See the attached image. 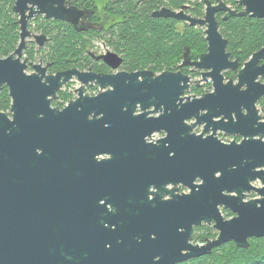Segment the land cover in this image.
<instances>
[{"label": "water", "instance_id": "1", "mask_svg": "<svg viewBox=\"0 0 264 264\" xmlns=\"http://www.w3.org/2000/svg\"><path fill=\"white\" fill-rule=\"evenodd\" d=\"M72 1L14 0L21 41L10 56L0 57V93L7 87L11 99L9 112L0 111V185L58 180L60 156L64 180L102 181L113 196L115 228H108V234L64 235L62 246L53 236L42 250L47 264H182L231 242L247 249L252 239H263L264 122L257 104L264 97V47L240 68L227 51L218 15L224 22L246 16L264 21V0H240V11L209 1L202 18L189 14L188 5L187 13L154 11L153 18L204 29L207 51L193 60L186 49L178 71L95 75L68 69L47 74L50 64H29L25 56L30 42L41 49L49 41L33 33L29 22L44 16L87 30L81 22L88 12ZM96 60L113 70L124 61L111 51ZM188 67L202 71L196 85L210 82L213 92L187 95L194 84L182 72ZM228 71L237 72V81L225 77ZM73 79L80 83L77 98L62 109L53 107ZM90 84L100 87L98 95L84 93ZM138 108L142 113L136 115ZM199 126L201 134L195 132ZM218 131L243 140L222 142ZM159 132L168 136L150 142ZM58 147L63 154H57ZM101 155L111 158L100 160ZM169 185L174 188L168 190ZM179 185L187 193H179ZM252 193L257 197L250 199ZM223 210L234 216L226 219ZM204 225L218 236L194 243L195 229Z\"/></svg>", "mask_w": 264, "mask_h": 264}, {"label": "trees", "instance_id": "2", "mask_svg": "<svg viewBox=\"0 0 264 264\" xmlns=\"http://www.w3.org/2000/svg\"><path fill=\"white\" fill-rule=\"evenodd\" d=\"M189 1L187 0V3ZM202 1L204 3L194 0L190 6L187 4L188 11L196 15L194 17L201 18L204 5L207 6L209 1L213 4L216 1H223L227 5L232 4L239 11L242 10L238 5L240 0ZM123 3V5L119 3L117 8L111 10V46L116 52L124 55L125 71L148 70L155 74L178 71L186 49L191 50L193 60H198L200 55L207 51L204 31L200 28L190 27L188 24L179 28L178 21L152 17L154 10L160 6L172 5L178 9L184 0H124ZM13 7L14 0H0L1 58L10 56L21 41L19 18L14 13ZM222 16L223 14L218 15V19L221 34L228 41L227 51L232 55L233 60H239L243 66L255 52L264 47V21L246 16L224 22ZM38 28L44 31L43 34L50 35V37L47 35L50 48L46 63L50 64V73L55 74L89 65L91 62L89 44L91 39H96L90 31L77 32L68 23L46 19L45 24H40ZM108 35L110 34L106 36ZM182 72L187 74L185 68ZM194 92L199 96L203 93V89H196ZM64 99H69V95L65 94ZM10 103L8 88L3 87L0 93V111L8 112ZM224 212L229 217L233 216L227 210ZM205 228L210 229L199 227L196 231ZM208 235L209 233H204L195 238L205 243V236ZM182 264H264V238L252 239L247 249L239 248L231 242L214 250L211 255Z\"/></svg>", "mask_w": 264, "mask_h": 264}, {"label": "flooded vegetation", "instance_id": "3", "mask_svg": "<svg viewBox=\"0 0 264 264\" xmlns=\"http://www.w3.org/2000/svg\"><path fill=\"white\" fill-rule=\"evenodd\" d=\"M123 1H72V5L88 12V17L81 22V26L88 27V29L76 31H90L92 35L96 36V39L103 36V45L107 47L103 53H98L95 50L90 51L91 62L88 66L72 69L95 75H112L125 71L121 67L113 70L102 60H96L97 56L109 52L111 48L115 49L111 46V10L117 8L119 3L123 5ZM161 8H169L175 11L185 9V13H187V0H184V3L178 9H175L172 5H162L154 11ZM172 20L177 21L175 19ZM178 22L179 24L181 23L180 21ZM74 29L76 28L74 27ZM107 34L110 35L107 37ZM114 52L119 54L124 60L123 54ZM241 67L242 65L240 64ZM185 70H187V75L192 77V82L194 83L190 88V93L196 89H201L200 86L202 84L197 86L195 82L198 80L194 79L198 77L197 75H202V71H193L191 67L185 68ZM230 72L237 77V72ZM47 74L52 73L48 70ZM236 77L230 78L228 76L226 78L237 81ZM260 81L264 82V79ZM74 84H77L79 88L80 83L76 79L71 80L58 93V99L53 102V107L60 109L65 107L60 106L58 101L62 99L63 92L68 93L66 88L74 86ZM77 89L68 93V103L77 98ZM100 91V87L96 84L85 86L84 89V93L89 96H96ZM211 92H213L212 86L204 89L203 93L199 96L195 92L192 95L193 97H200ZM257 109L261 116L260 121L264 122V97L258 102ZM243 112L246 111L244 110ZM141 113V109L138 108L135 114ZM161 114V112H158L151 116L158 117ZM202 131L203 126H199L195 130L197 134H201ZM210 134L211 132H208L205 136ZM167 136L165 132L155 133L149 141H157ZM218 138L225 143L230 142V139L236 141L243 140L241 136L227 137L222 131H218ZM37 152L42 154L44 151L39 148ZM63 152L64 149L62 147L57 148L58 155L63 154ZM110 158V155L98 156L100 160ZM77 168L78 164L75 163L71 170L72 176L76 174ZM57 171L59 172L58 180H48L43 177L26 181H8L6 185H0V264H47L42 250L53 236L59 237L58 243L62 246L64 235L108 234V228H115L111 217L113 212V196L110 187H107L102 181L64 180V160L60 156L57 160ZM2 186H6L8 190L3 191ZM173 188L171 185L167 187L168 190ZM177 188L179 189V193H187L186 187L179 185ZM56 264L62 263L58 260Z\"/></svg>", "mask_w": 264, "mask_h": 264}, {"label": "rangeland", "instance_id": "4", "mask_svg": "<svg viewBox=\"0 0 264 264\" xmlns=\"http://www.w3.org/2000/svg\"><path fill=\"white\" fill-rule=\"evenodd\" d=\"M193 1L194 0H190L187 4L190 6L192 3H193ZM199 3H204L202 0H197ZM225 1V0H224ZM216 2H218V1H216ZM215 2V4H217ZM230 7H232V8H235L232 4H228ZM205 11H206V4L204 5V8H203V15L201 16V18L202 17H204V15H205ZM188 13L189 14H191L192 16H196V15H193L190 11H188ZM18 17V16H17ZM197 17H199V16H197ZM19 18V17H18ZM37 19V20H36ZM111 22H112V20H111ZM40 24H45V18H44V16H39V17H36L35 19H33V20H31L30 22H29V26L31 27V29H32V32L33 33H35V34H37V35H39V34H42V33H44V31L43 30H41V29H39L38 27H39V25ZM185 24L183 23V22H181L178 26H179V28H183V26H184ZM199 29V28H198ZM201 30H204V29H202V28H200ZM47 35L50 37V35L47 33ZM102 35H103V33H102ZM101 35V36H102ZM205 35V34H204ZM103 36H102V38H98V39H91V43L90 44H92V45H90L89 44V47H90V51H97L98 53H103V52H105V49H107V47L106 46H104L103 45ZM49 43L50 42H48L43 48H39V46L37 45V43L35 42V41H32V42H30L29 44H28V48H27V50H26V52H25V56L28 58V63L30 64H39V63H43L44 65L47 63V54H48V52H49ZM27 51H28V53H27ZM110 51L111 52H114L115 50L113 49V48H111L110 49ZM251 58V57H250ZM249 58V59H250ZM124 65V64H123ZM121 69H123V70H126L125 69V67L124 66H122L121 67ZM32 67L30 66L29 67V69H28V73H32ZM231 74V75H230ZM224 75H225V77H228V76H230V78H235L236 76L234 75V74H232L230 71H228V72H225L224 73ZM198 77L196 78V79H194V80H200L201 78H202V76L201 75H197ZM202 85L200 86L203 90L204 89H206V88H209V87H211L212 86V84L210 83V82H202L201 83ZM78 87H77V84H74V86H71V87H68V88H66V90H67V92L69 93H71V92H73V90H76ZM68 93H66V92H63V96H62V99H60V101H58L59 103V105L61 106H66L67 104H68V101H69V99H67V100H65L64 98H65V94H67V95H69ZM192 94H194V91L192 92L191 91V93L189 92L187 95H189V96H193ZM11 100V99H10ZM9 112V111H8ZM257 185V184H256ZM257 197V195L255 194V193H252L251 195H250V199H254V198H256ZM224 211H226V210H223V215H224V217L226 218V219H230V218H232L233 216H231V217H229ZM202 227H209L210 229H207V228H205V229H202V230H198V231H196V229H195V233H194V239H193V241H194V243H197V244H202L204 241H197V239L195 238V236H197V235H203L204 233H209V235L208 236H205L206 237V239L205 240H207V239H214V238H216L217 236H218V232L216 231V230H214L211 226H207V225H204V226H202ZM209 230V231H208ZM206 242V241H205Z\"/></svg>", "mask_w": 264, "mask_h": 264}, {"label": "built area", "instance_id": "5", "mask_svg": "<svg viewBox=\"0 0 264 264\" xmlns=\"http://www.w3.org/2000/svg\"><path fill=\"white\" fill-rule=\"evenodd\" d=\"M232 139H230V141H231Z\"/></svg>", "mask_w": 264, "mask_h": 264}]
</instances>
